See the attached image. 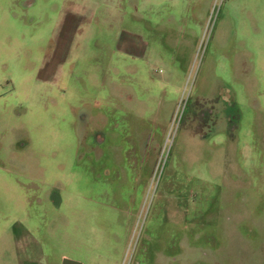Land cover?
<instances>
[{"label": "rangeland", "instance_id": "374dc122", "mask_svg": "<svg viewBox=\"0 0 264 264\" xmlns=\"http://www.w3.org/2000/svg\"><path fill=\"white\" fill-rule=\"evenodd\" d=\"M63 257L264 264V0H0V264Z\"/></svg>", "mask_w": 264, "mask_h": 264}, {"label": "water", "instance_id": "95a60500", "mask_svg": "<svg viewBox=\"0 0 264 264\" xmlns=\"http://www.w3.org/2000/svg\"><path fill=\"white\" fill-rule=\"evenodd\" d=\"M60 264H80V262L63 257Z\"/></svg>", "mask_w": 264, "mask_h": 264}, {"label": "built area", "instance_id": "2783aa9c", "mask_svg": "<svg viewBox=\"0 0 264 264\" xmlns=\"http://www.w3.org/2000/svg\"><path fill=\"white\" fill-rule=\"evenodd\" d=\"M205 30V29H204ZM203 33H204V35H203V37L206 35V30L205 31H203Z\"/></svg>", "mask_w": 264, "mask_h": 264}, {"label": "crops", "instance_id": "0c3cea01", "mask_svg": "<svg viewBox=\"0 0 264 264\" xmlns=\"http://www.w3.org/2000/svg\"><path fill=\"white\" fill-rule=\"evenodd\" d=\"M247 4H249V3H247Z\"/></svg>", "mask_w": 264, "mask_h": 264}]
</instances>
